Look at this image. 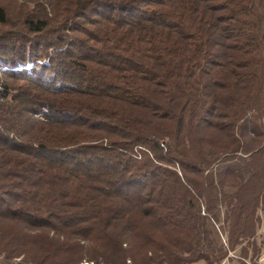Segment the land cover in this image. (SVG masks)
Listing matches in <instances>:
<instances>
[{
	"label": "trees",
	"instance_id": "trees-1",
	"mask_svg": "<svg viewBox=\"0 0 264 264\" xmlns=\"http://www.w3.org/2000/svg\"><path fill=\"white\" fill-rule=\"evenodd\" d=\"M0 88L5 261L257 253L264 0H0Z\"/></svg>",
	"mask_w": 264,
	"mask_h": 264
},
{
	"label": "rangeland",
	"instance_id": "rangeland-1",
	"mask_svg": "<svg viewBox=\"0 0 264 264\" xmlns=\"http://www.w3.org/2000/svg\"><path fill=\"white\" fill-rule=\"evenodd\" d=\"M1 89V88H0ZM260 218V225L256 231L255 245L257 248V253L252 256V248L249 247V255L241 256L240 247H238L234 252H230L228 257L224 259L220 264H264V210H259L257 212ZM221 219L223 218V213L221 211ZM225 236L222 237V242L225 243ZM246 243H244L245 245ZM0 264H23L21 258L14 259L12 261H5L2 256H0ZM195 264H206L203 261H199Z\"/></svg>",
	"mask_w": 264,
	"mask_h": 264
},
{
	"label": "built area",
	"instance_id": "built-area-1",
	"mask_svg": "<svg viewBox=\"0 0 264 264\" xmlns=\"http://www.w3.org/2000/svg\"><path fill=\"white\" fill-rule=\"evenodd\" d=\"M82 264H88L87 262H83ZM90 264H92V263H90Z\"/></svg>",
	"mask_w": 264,
	"mask_h": 264
}]
</instances>
